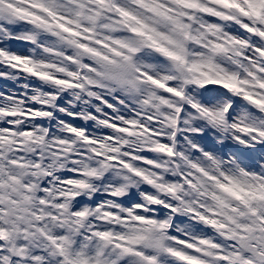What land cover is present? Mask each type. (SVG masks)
Segmentation results:
<instances>
[{
	"label": "snow or ice",
	"instance_id": "obj_1",
	"mask_svg": "<svg viewBox=\"0 0 264 264\" xmlns=\"http://www.w3.org/2000/svg\"><path fill=\"white\" fill-rule=\"evenodd\" d=\"M0 264H264V0H0Z\"/></svg>",
	"mask_w": 264,
	"mask_h": 264
}]
</instances>
